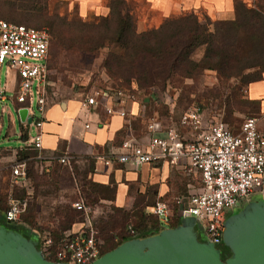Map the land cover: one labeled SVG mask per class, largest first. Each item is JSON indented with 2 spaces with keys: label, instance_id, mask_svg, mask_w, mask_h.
<instances>
[{
  "label": "rangeland",
  "instance_id": "obj_1",
  "mask_svg": "<svg viewBox=\"0 0 264 264\" xmlns=\"http://www.w3.org/2000/svg\"><path fill=\"white\" fill-rule=\"evenodd\" d=\"M258 4L264 7V0H248L251 8ZM108 5L112 6L115 12H129L137 33L157 28L164 22L154 27L156 17L147 11L141 0H109ZM193 13L201 23L208 25L210 32H215L216 21H227L214 20L204 10ZM54 16L60 18L55 22V26L62 35L63 43L65 46H73L76 51L68 54L62 45H56L51 39L47 92L51 103L84 97L95 91L131 89L132 85L138 86L134 81L130 85L119 78L121 71L118 68L113 67L114 74L111 75L104 66L110 53H124L118 45L105 42V46L98 47L93 52L82 51L96 48V45L99 46L105 38L110 37L117 26L115 20L105 22V18L93 16L88 20V26H83L76 8L60 0H0L2 20L49 31L51 28L48 22ZM145 23L147 27H144ZM249 33L257 34L253 30ZM205 52V46L197 49L192 55V60L200 62ZM252 65V61L232 60L223 71L207 67L194 72L190 78L174 75L166 81L139 89L135 103L138 105V117L132 120L136 135L141 138L148 135V126L152 121H156L163 129L177 127L181 116L194 107L201 108L205 118L221 120L238 133L245 117L264 114L263 93L259 98L261 106L249 102L253 89H249L247 82L259 72V68ZM14 76V71L3 67L1 83L12 82ZM31 106L39 117L36 99L31 102ZM29 129L31 136H34L35 127L30 125ZM24 145L15 103H0V216L8 209L12 198L27 200V210L21 219L23 224L40 236L57 238L83 228L86 215L82 223L81 214L74 205L84 202L92 206L90 215L93 225L96 226V222L100 230L104 229V251L108 248L105 237L109 231L117 233L123 230L120 234H126L131 219L127 214L131 209L116 211L111 201L102 200L108 193H95L90 185L94 182L93 159L74 160L69 165L54 163L47 167L35 154L19 150ZM20 161L27 164L28 181L17 186L13 183L12 166ZM190 180L193 187H200V181L193 178ZM257 201H261L259 195L250 203L229 209L228 218ZM136 203L139 205L138 210H143L145 200L139 198ZM175 211L177 212V207ZM71 218H74V225L70 224Z\"/></svg>",
  "mask_w": 264,
  "mask_h": 264
},
{
  "label": "built area",
  "instance_id": "obj_2",
  "mask_svg": "<svg viewBox=\"0 0 264 264\" xmlns=\"http://www.w3.org/2000/svg\"><path fill=\"white\" fill-rule=\"evenodd\" d=\"M51 37L47 30L0 19V103L13 102L17 112L28 110L35 127L31 136L27 126L28 140L23 150L36 153L42 158V125L48 107L49 54ZM3 67L14 71L12 82L1 83ZM8 72V71H7ZM115 98L136 101L133 94L121 90L97 91L86 95L84 106L89 110L104 106L108 116L128 117L126 110H117ZM36 99L39 117L31 102ZM263 114L247 116L238 133L232 131L221 120L207 119L201 108H191L180 118L177 127L165 129L164 137L157 135L160 126L152 121L148 126V142L140 144L134 139L125 140L121 152L109 158H102L105 166L133 164L142 167L147 164L170 163L173 166L185 162L190 175H197L202 181L199 192L175 200L177 217L194 218L202 226V236L215 247L224 244V233L228 210L250 203L259 195L264 201V129L260 128ZM89 129L90 125L86 124ZM22 150V149H21ZM56 160L62 165L71 164L72 158L63 155ZM51 162V163H50ZM13 183L17 186L28 181L27 164L16 162L12 166ZM27 200L12 198L5 214L10 224L19 222L26 212ZM74 207L84 212L86 224L78 231L59 238L39 236L40 251L45 259L63 264H92L102 257L104 242L100 230L91 220L92 207L77 202ZM164 224H169L174 214L164 201H158L152 208Z\"/></svg>",
  "mask_w": 264,
  "mask_h": 264
},
{
  "label": "trees",
  "instance_id": "obj_3",
  "mask_svg": "<svg viewBox=\"0 0 264 264\" xmlns=\"http://www.w3.org/2000/svg\"><path fill=\"white\" fill-rule=\"evenodd\" d=\"M109 16V18L108 16L101 17L105 18V22L112 19L116 21L117 26L111 36L105 38L99 46L96 45V48L82 49V51L93 52L98 49V47L105 46V42L118 45L124 50L123 54L110 53L104 66L111 75L114 74L113 67L118 68L121 71L119 78L124 79L130 85L134 81L138 86L136 85L137 87H133L132 85L131 89L118 88L114 90H121L138 97L139 89L153 86L161 81H166L170 79L171 76L179 75L183 78H190L194 72L207 69V67L223 71L229 66L232 60L252 61V66L259 68V72L251 76L250 80L247 82L249 88L251 85L260 83L264 80V7L260 4L251 8L247 1L236 0L235 18L222 22L216 21L214 23L216 27L215 32H210L208 25L201 23L198 16L193 12L183 13L178 17H170L164 20L159 27L151 28L143 33H137L134 28L133 18L129 12H115L113 11V7L110 6ZM92 17L93 16L87 19L80 17L82 25L88 26V20ZM51 18L52 19L48 22V26L51 29L48 32L52 41H54L56 45H62L68 54L75 52L76 50L73 46H65L62 35L56 29L55 22L60 19L59 16ZM250 30L256 31L257 34L249 33ZM203 46L206 47L204 58L200 62H195L192 60V55L197 49ZM249 102L252 104L258 103L261 106V101L249 99ZM27 131V126L21 125V139L24 142L28 140ZM21 151L36 155L35 152L29 150L22 149ZM40 161L47 167L54 164L52 163L49 165L45 161ZM92 172H94V168ZM90 185L95 193H108V196L102 198L103 201L113 200L109 186L100 185L95 182H91ZM87 205L91 206V204ZM138 206L139 205L135 203L129 214H127L131 219L126 234H120L123 230L117 233L111 230L107 233L105 241L108 248L107 251H104L105 244L103 245L102 256L113 251L127 241L146 239L163 231L160 229L158 219L148 212V208L151 207L152 204L148 202L143 203V210L142 208L138 210ZM113 209L119 212L127 211L115 206ZM245 210H247V208L242 212H245ZM6 211L7 210L3 212V217L0 219V226H5L10 231H17L29 239L35 240L38 249H40V235L24 225L21 220L15 224L7 223L5 221ZM78 212L83 219L82 223H84V212L79 210ZM242 212L239 211L228 219ZM2 222H4V224H2ZM70 224H75L74 218L70 219ZM95 224L100 230L99 224L96 222ZM180 225L181 221L175 223L172 228ZM103 230H100L101 238ZM41 237L43 238L44 236ZM220 247L224 248V252L221 253V256L222 260L225 261L231 257V251L225 244Z\"/></svg>",
  "mask_w": 264,
  "mask_h": 264
},
{
  "label": "crops",
  "instance_id": "obj_4",
  "mask_svg": "<svg viewBox=\"0 0 264 264\" xmlns=\"http://www.w3.org/2000/svg\"><path fill=\"white\" fill-rule=\"evenodd\" d=\"M60 1L75 7L83 19L91 16L107 17L110 14L109 0ZM141 2L147 11L156 17L154 27L176 14L198 10H204L214 20H231L235 16L236 0H141ZM147 26L145 23L144 27ZM250 88L253 89V94L249 99L259 101L261 93L264 94V80L251 85ZM85 97L80 96L60 103H51L48 100L45 122L42 125V158L49 162L68 155L72 158L71 163L74 160L93 159L95 167L92 179L97 184L110 187L112 205L129 210L136 200L142 198L145 203L152 204L148 212L153 214V206L158 201H164L170 205L174 214L170 223L164 224L153 215L158 219L161 230L172 228L175 223L181 221L175 211V200L199 192L202 187L201 179L187 172L185 162L178 166L168 162L147 164L142 167L117 163L105 166L101 159L120 153L125 140L134 139L140 144H146L149 134L142 138L137 136L132 125V120L138 117L136 101L119 102L115 98V108L128 112V117L122 118L119 115L108 116L102 104L89 110L83 104ZM86 124L90 125L89 129L86 128ZM260 128L264 129V118L260 122ZM163 131L165 129L159 128L157 135L164 137ZM190 178L200 181V187H193Z\"/></svg>",
  "mask_w": 264,
  "mask_h": 264
},
{
  "label": "water",
  "instance_id": "obj_5",
  "mask_svg": "<svg viewBox=\"0 0 264 264\" xmlns=\"http://www.w3.org/2000/svg\"><path fill=\"white\" fill-rule=\"evenodd\" d=\"M21 125L32 123L28 110L17 112ZM224 244L231 257L222 260L219 248L202 236L194 218L146 239L123 243L92 264H264V201L255 202L226 223ZM0 264H63L44 258L33 239L0 226Z\"/></svg>",
  "mask_w": 264,
  "mask_h": 264
},
{
  "label": "flooded vegetation",
  "instance_id": "obj_6",
  "mask_svg": "<svg viewBox=\"0 0 264 264\" xmlns=\"http://www.w3.org/2000/svg\"><path fill=\"white\" fill-rule=\"evenodd\" d=\"M2 217H3V214H1L0 219H2ZM2 224H4V222H2ZM219 249H220L221 253L224 252V248L223 247H219Z\"/></svg>",
  "mask_w": 264,
  "mask_h": 264
}]
</instances>
